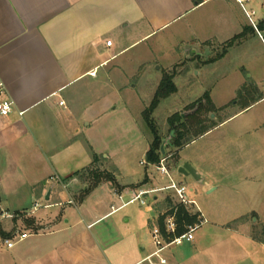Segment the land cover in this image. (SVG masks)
<instances>
[{
	"label": "rangeland",
	"instance_id": "rangeland-1",
	"mask_svg": "<svg viewBox=\"0 0 264 264\" xmlns=\"http://www.w3.org/2000/svg\"><path fill=\"white\" fill-rule=\"evenodd\" d=\"M261 3L264 0L246 5L255 13L256 25L263 17ZM170 32L154 34L127 49L101 68L97 78L85 79L67 92L78 130L64 156L69 173H63L62 185L45 177L50 184L46 191L40 184L33 187L21 181L0 192V229L6 234L0 235V264H133L154 250V226L165 231V220L172 217L178 230L177 207L182 204L173 190L127 203L132 195L102 183L81 200L87 184L77 178L70 181L69 170L81 165L73 172L81 171L92 159H97L95 167L101 172L113 174L120 187L136 189L133 194L139 188L164 189L172 182L187 187V198L195 204L182 206L196 219L190 224L182 221L181 229L193 228L194 239L166 249L168 264H264L260 245H264V99L254 102L263 90L242 91L251 83L247 81L234 91L233 80L238 62H247L252 55H257L259 65L252 60L248 70L264 73V46L253 39L245 49L228 51L230 47L212 43L208 58L171 65ZM261 35L264 38V31ZM224 51L229 52L226 57L211 64ZM169 67L175 73L176 91L161 99L150 114L163 155L166 149L169 154L162 164L147 165L145 154L153 134L142 113L149 109ZM204 96L214 112L205 113L186 136L194 130H212L175 154L169 147L174 131L168 120L176 113L183 118L193 114L188 108ZM245 104L252 105L242 110ZM180 163L189 164L202 180L183 181L177 172ZM161 166L169 176L158 170ZM52 186L50 199L45 200ZM21 233L27 239L16 242ZM6 239L15 242L12 248L6 247Z\"/></svg>",
	"mask_w": 264,
	"mask_h": 264
},
{
	"label": "crops",
	"instance_id": "crops-1",
	"mask_svg": "<svg viewBox=\"0 0 264 264\" xmlns=\"http://www.w3.org/2000/svg\"><path fill=\"white\" fill-rule=\"evenodd\" d=\"M261 6L263 17L256 31L235 0H0V82L4 88L0 101L13 102L11 113L0 116V192L10 191L21 181L33 187L40 184L46 191L50 184L45 177L63 183V173H69L64 156L78 133L67 92L77 84L97 78L101 68L127 49L167 30H171L174 49L171 65L206 59L209 44L223 45L241 34L242 41L228 51L245 49L253 39L264 46V3ZM228 51L211 64L223 60ZM252 60L259 65L257 55L238 62L234 91L249 81L264 96V73L248 70ZM72 167L69 171L74 174L81 165ZM53 187L45 200L50 199ZM135 191L122 190L132 195L127 202Z\"/></svg>",
	"mask_w": 264,
	"mask_h": 264
},
{
	"label": "trees",
	"instance_id": "trees-1",
	"mask_svg": "<svg viewBox=\"0 0 264 264\" xmlns=\"http://www.w3.org/2000/svg\"><path fill=\"white\" fill-rule=\"evenodd\" d=\"M242 37H243V34L234 37L231 41L224 44L225 48L231 47L236 42L240 41ZM225 52L226 51H224L223 54H220L219 57H216L213 60H217L218 58L223 56ZM213 60H210V62H213ZM174 74L175 73L171 71L163 73L162 80L154 94V97L150 104L149 109H146L142 113L148 128L151 130L153 134L152 143L150 144L149 149L145 154V160H146L147 165H153V166L158 165L162 161V159H164L169 154L168 153L169 151H167V149L165 150L164 155L161 153V150H160L161 139L157 135V132L155 130L153 121L151 120L150 114L155 109V107L157 106V104L159 103L161 99L167 98L168 96L172 95L176 91L175 86L173 84ZM252 90L258 92L256 86H254L252 83L246 84L242 87V91L250 92ZM245 95H248V93ZM258 96L259 97L255 99L254 102H257L261 100L262 98H264L262 94ZM203 99L205 100L204 102H203ZM251 105L252 104H245L244 108H248ZM195 107L196 109L194 110ZM188 109L189 111H193L194 113L188 116H185L184 118L176 113L172 115L168 120L171 126V129H173L174 131V134L170 139L169 147L170 149L174 150L175 154L177 150L183 148L184 146L192 142L195 138L202 136L203 134H205L206 132L212 129L211 127L209 129L207 128V129H202V130H197V131L194 130V133H192L189 136H186L187 132L189 131V127H193L196 123L200 124L202 122V118H203L202 116L205 113L214 112V108L212 107L211 101L209 100L208 96H204L201 100L197 101L196 104L190 105ZM95 160L97 159H94L92 164L89 167L84 168L81 171H78L70 175L68 178V179L77 178L79 180H82L84 184H87V189L82 191V194L80 196L81 200L85 197V195L88 193L89 190L97 187L98 185L102 183L111 184L117 191H121L124 189V187H120L116 183L113 174L105 170L101 172L99 169H97L95 167L96 165ZM146 181L147 180H145L143 183H146ZM176 217H177V223L179 225V228L175 233L176 236L184 233V230L181 229L182 221L185 222L186 224H190V223H193L194 220L196 219V216L189 215L185 207L182 205L177 207ZM0 235L3 238H5L6 236V234L3 233L1 229H0Z\"/></svg>",
	"mask_w": 264,
	"mask_h": 264
},
{
	"label": "built area",
	"instance_id": "built-area-1",
	"mask_svg": "<svg viewBox=\"0 0 264 264\" xmlns=\"http://www.w3.org/2000/svg\"><path fill=\"white\" fill-rule=\"evenodd\" d=\"M251 0H235L237 5L241 8L243 11L244 15L248 19L250 25L257 31V26L256 23L253 20L254 12L247 10L246 5L250 2ZM259 34V33H258ZM261 37V35L259 34ZM107 46H111V42L106 43ZM3 85L0 82V94L3 92ZM63 102H60V105H62ZM13 107V102L10 100H2L0 101V116L1 117H7ZM21 115V113H19ZM162 164V161H161ZM158 170L169 176L167 171L163 166L159 167ZM162 190H173L176 197L178 198V201L182 205H188V204H195L193 200H189L187 198V187L182 184V185H177L174 182L171 183L168 187H165L164 189H157V190H150V191H142L139 190L138 193L127 203H132L134 201L140 200L141 197L162 191ZM144 202L141 201V204ZM176 223L174 222V219L172 217H169L168 219L165 220V231H162L159 227L155 226L151 230V241L154 247V250L150 252L144 259H142L140 262L137 264H167V259L164 257L163 252L173 246H180L184 242H192L193 241V233L194 229L189 228L188 231L184 232L181 235L176 236ZM27 234L21 233L18 236V240L16 242H20L24 239L27 238ZM5 245L7 248H12L15 244V242H12L11 239H6L4 241Z\"/></svg>",
	"mask_w": 264,
	"mask_h": 264
},
{
	"label": "water",
	"instance_id": "water-1",
	"mask_svg": "<svg viewBox=\"0 0 264 264\" xmlns=\"http://www.w3.org/2000/svg\"><path fill=\"white\" fill-rule=\"evenodd\" d=\"M161 153H164V147L161 146L160 148ZM177 172L182 175L184 178L192 177L195 181L200 180V176L197 174V172L187 163L181 165L178 167ZM48 198V197H46Z\"/></svg>",
	"mask_w": 264,
	"mask_h": 264
}]
</instances>
